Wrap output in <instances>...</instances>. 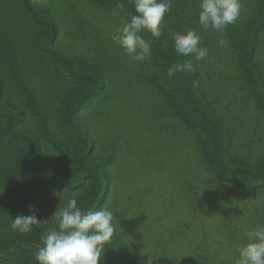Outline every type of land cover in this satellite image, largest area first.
<instances>
[{
    "label": "rangeland",
    "instance_id": "1",
    "mask_svg": "<svg viewBox=\"0 0 264 264\" xmlns=\"http://www.w3.org/2000/svg\"><path fill=\"white\" fill-rule=\"evenodd\" d=\"M34 9L56 25L55 39L33 22ZM129 13L134 14L132 0H0V75L17 98L27 96L12 88L10 78L25 81L58 140L65 139L58 126L63 99L90 91L92 77L100 81L80 113L95 140L85 158L110 175L103 206L114 211L115 238L127 246L134 264H235L238 247L247 242L245 231L264 224V183L250 188L235 174L264 173V92L257 85L264 81V21L253 0H242L238 20L223 34L203 32L198 0H172L161 43L182 63L191 57L177 56L173 42L165 41L173 31L196 29L208 56L193 60L198 73L169 76L154 42L151 58L135 63L112 41ZM252 19L257 25L250 27ZM257 27L263 42L250 52L240 40ZM142 34L152 40L150 33ZM220 39H227L228 47L220 48ZM191 76L205 114L225 126V161L232 171L227 181L211 170L201 118L185 101ZM182 110H189L188 121ZM30 123L45 141L37 120ZM11 143L0 138V201L30 203L37 218L55 228L53 214L74 194L78 200L85 195L86 178L76 172L67 182L65 168L56 164V171L44 167L54 184L39 182L37 171L26 167L28 149H13ZM75 156L84 158L79 151Z\"/></svg>",
    "mask_w": 264,
    "mask_h": 264
},
{
    "label": "trees",
    "instance_id": "2",
    "mask_svg": "<svg viewBox=\"0 0 264 264\" xmlns=\"http://www.w3.org/2000/svg\"><path fill=\"white\" fill-rule=\"evenodd\" d=\"M253 2L257 7L259 16L264 21V0H253ZM32 16L33 22L44 25L47 28L48 36L52 40L55 39L57 34L56 25L52 21L40 17L35 9ZM256 25L252 19L250 27ZM252 32L253 34L251 35ZM241 38L240 41L244 44L243 47L248 46L250 52L258 50V44L263 42L259 27L254 30L251 29ZM152 40L156 49L162 54V59L159 61L161 65L168 69L175 65L176 61L172 57V53L161 43L160 39L152 37ZM165 42L169 45L173 41L171 37H168ZM52 47L54 48V46ZM59 57L63 61L70 62V59L62 53ZM10 68L16 67L10 66ZM196 73H198L197 67H195V72L192 75ZM10 80L12 88L19 94L25 93L27 98H17L9 93L7 91V79L0 75V138L4 142H12L11 147L13 149L18 150L23 146L28 149L30 153H28L27 161L29 163L26 167L37 171L35 173H38L39 182L52 183V179H47L44 167L50 166V169L56 171L60 167H55L56 164L63 165L65 168L64 172L65 175L67 174L65 176L67 182H70L71 177L76 172L85 177L88 185L85 195L78 200L79 206L84 209L99 211L108 198L110 175L108 171L105 174L98 172L85 158L92 154L95 140L92 135H89L80 113L88 107L90 98L93 97L98 83L101 85L100 81L97 79V83L92 77L90 79L92 83L90 91L77 95V97L67 96L63 99L58 113V126L65 139L58 140L57 134L56 136L51 135L49 123L38 97L29 92L27 85L24 86L22 84V82L25 83L24 80L21 81L17 77L10 78ZM257 85L264 92L263 79ZM184 86H187L185 101L191 107L190 111L197 115L199 119L201 118V123L198 126L202 129L207 139L206 142L204 141L203 147L205 148L209 166L217 178L227 181L226 176L232 171L225 161V126L222 125L219 118H214L210 113L205 114L203 103L193 89L192 76ZM3 100H5L4 103L2 102ZM2 105L3 107L9 105L11 110L1 107ZM182 112L183 118L188 121L187 114L189 110H182ZM33 120H37L41 133L47 137L45 141L42 142L40 137L34 135L33 128L27 127L28 124L31 125L30 122H33ZM18 125L25 126L20 128ZM78 151L84 158L75 161L77 159L75 158V153ZM54 162L55 164H52ZM235 174L240 176L241 181L249 183L250 188H252L251 185L254 183H264V173L261 172L254 173L248 170H240L237 173L235 172ZM41 187L44 186L41 185ZM22 201L27 202L24 199ZM30 208H32L30 203L24 205L19 200L13 204H4L0 201V264H37L34 254L43 246L42 236L49 231L48 226L38 219L42 223L34 225L33 231L30 233L21 234L11 228L12 220L18 214L25 216L35 214V211H30ZM99 264L134 263L127 246L114 237L111 243L106 245Z\"/></svg>",
    "mask_w": 264,
    "mask_h": 264
},
{
    "label": "clouds",
    "instance_id": "3",
    "mask_svg": "<svg viewBox=\"0 0 264 264\" xmlns=\"http://www.w3.org/2000/svg\"><path fill=\"white\" fill-rule=\"evenodd\" d=\"M132 3L134 14L129 13L128 19H122V27L111 35V39L131 62L143 63L152 56L153 40L146 39L142 33H150L153 38L161 37L165 18L172 9V0H132ZM241 9L242 0H198L200 31L212 29L223 34L238 20ZM171 39L174 53L191 59L170 67L168 75L194 73L193 60L203 61L208 56V48L202 46L200 32L196 29L173 31ZM217 43L220 48H226L229 41L220 39ZM193 86L198 87L196 80H193ZM62 194L55 195L61 198ZM30 211L35 210L30 208ZM53 219L56 227L43 234V246L34 254L37 264H99L106 245L117 233L118 222L113 210L105 206L99 211L84 209L79 206L75 194L63 207H58ZM41 223L35 214H18L12 220L11 228L27 234L33 231L34 225ZM244 237L247 242L238 247L235 264H264V224L247 229Z\"/></svg>",
    "mask_w": 264,
    "mask_h": 264
}]
</instances>
